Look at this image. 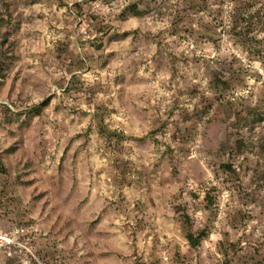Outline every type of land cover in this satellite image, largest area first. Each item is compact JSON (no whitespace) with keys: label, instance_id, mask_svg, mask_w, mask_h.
Segmentation results:
<instances>
[{"label":"rangeland","instance_id":"1","mask_svg":"<svg viewBox=\"0 0 264 264\" xmlns=\"http://www.w3.org/2000/svg\"><path fill=\"white\" fill-rule=\"evenodd\" d=\"M5 3L0 264H264V0Z\"/></svg>","mask_w":264,"mask_h":264},{"label":"trees","instance_id":"2","mask_svg":"<svg viewBox=\"0 0 264 264\" xmlns=\"http://www.w3.org/2000/svg\"><path fill=\"white\" fill-rule=\"evenodd\" d=\"M4 7L6 9V14L3 11L0 10V76L1 77H5L6 76V72H7L6 70L9 67L8 63L10 62V60L13 59V55H11V56L8 55V53L10 51H8V53L3 51L4 46L6 44H9L8 35L6 34V32H4L5 31L4 29L10 23L8 17H6L7 12L9 11V5L5 3ZM130 12H134V14L136 16H139V14H140L139 11H137V9H135V8H130ZM246 22L251 23L252 22V18H249ZM243 45H246V44H243ZM46 104H47V102L42 104V105H40V106L33 107L29 111L28 114L36 115V116L40 115L42 110H43V108H44V106ZM3 109H5V113L6 114H12V111L8 107L4 106ZM227 168L231 170L230 166H227ZM0 173H7V169L4 166V162H3V158L2 157H0ZM184 218H185L186 224L187 223L189 224V222H190L189 217L187 215H184ZM184 226H185L184 228L186 230V238H187L189 244L191 245V247L192 248L199 247L201 242H202V240H203V238L206 237V234L203 232L199 236H196L195 234H193L191 231H189L187 229L186 225H184ZM11 262L12 261L9 260V264H11Z\"/></svg>","mask_w":264,"mask_h":264}]
</instances>
